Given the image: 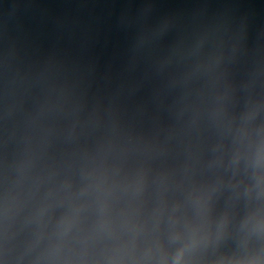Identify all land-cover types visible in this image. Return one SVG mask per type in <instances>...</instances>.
<instances>
[{
  "label": "water",
  "instance_id": "1",
  "mask_svg": "<svg viewBox=\"0 0 264 264\" xmlns=\"http://www.w3.org/2000/svg\"><path fill=\"white\" fill-rule=\"evenodd\" d=\"M0 264H264V0H0Z\"/></svg>",
  "mask_w": 264,
  "mask_h": 264
}]
</instances>
